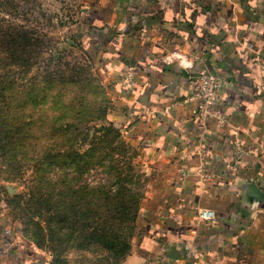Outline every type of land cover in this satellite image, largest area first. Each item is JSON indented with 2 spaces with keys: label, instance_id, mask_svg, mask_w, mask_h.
<instances>
[{
  "label": "crops",
  "instance_id": "1",
  "mask_svg": "<svg viewBox=\"0 0 264 264\" xmlns=\"http://www.w3.org/2000/svg\"><path fill=\"white\" fill-rule=\"evenodd\" d=\"M85 1L115 126L152 176L142 235L122 264H264V0ZM199 71L224 78L223 128L189 100ZM5 208L0 196V264H49ZM202 210L215 218L200 220Z\"/></svg>",
  "mask_w": 264,
  "mask_h": 264
},
{
  "label": "rangeland",
  "instance_id": "2",
  "mask_svg": "<svg viewBox=\"0 0 264 264\" xmlns=\"http://www.w3.org/2000/svg\"><path fill=\"white\" fill-rule=\"evenodd\" d=\"M85 4L0 0V196L36 259L122 264L142 235L122 201L140 193L141 212L152 176L139 145L112 131L117 106L89 50ZM104 227L128 237V255L99 244Z\"/></svg>",
  "mask_w": 264,
  "mask_h": 264
},
{
  "label": "built area",
  "instance_id": "3",
  "mask_svg": "<svg viewBox=\"0 0 264 264\" xmlns=\"http://www.w3.org/2000/svg\"><path fill=\"white\" fill-rule=\"evenodd\" d=\"M191 68V65L186 66ZM191 85L190 102L196 106L197 118L202 123L215 121L219 128L225 127L227 120L219 108V92L224 83L222 75L211 71H199L192 73L189 78ZM215 214L212 211L199 212L200 220H213Z\"/></svg>",
  "mask_w": 264,
  "mask_h": 264
},
{
  "label": "trees",
  "instance_id": "4",
  "mask_svg": "<svg viewBox=\"0 0 264 264\" xmlns=\"http://www.w3.org/2000/svg\"><path fill=\"white\" fill-rule=\"evenodd\" d=\"M112 131L115 132L118 136H124L121 130L115 125L112 126ZM128 192H131L133 194V189H130ZM134 196L137 197L134 201H131V202L122 201V204L124 207L123 208L124 221L129 220L131 224L135 222L137 218L140 216V213H141L140 206L142 204V202H140V199H139L141 198L140 197L141 194L135 193ZM52 226L53 224L50 223L48 226L49 229L52 228ZM106 230H107V227H104L103 236L100 238L99 244L103 245L108 252L115 253L118 258L125 257L126 255H128L129 254L128 252L130 250V244L128 243L129 242L128 237L125 235L122 236L121 232L116 233V234L115 233L110 234L109 232H106Z\"/></svg>",
  "mask_w": 264,
  "mask_h": 264
},
{
  "label": "water",
  "instance_id": "5",
  "mask_svg": "<svg viewBox=\"0 0 264 264\" xmlns=\"http://www.w3.org/2000/svg\"><path fill=\"white\" fill-rule=\"evenodd\" d=\"M8 191H9L10 194H13L14 193L13 189L10 188V187H8Z\"/></svg>",
  "mask_w": 264,
  "mask_h": 264
}]
</instances>
